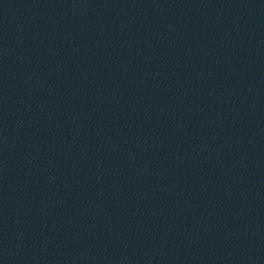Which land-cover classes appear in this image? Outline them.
I'll use <instances>...</instances> for the list:
<instances>
[{
	"label": "water",
	"instance_id": "obj_1",
	"mask_svg": "<svg viewBox=\"0 0 264 264\" xmlns=\"http://www.w3.org/2000/svg\"><path fill=\"white\" fill-rule=\"evenodd\" d=\"M0 264H264V0H0Z\"/></svg>",
	"mask_w": 264,
	"mask_h": 264
}]
</instances>
